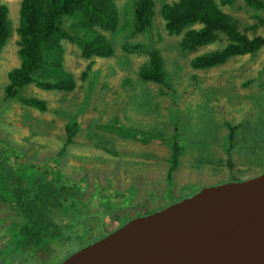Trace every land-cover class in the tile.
Listing matches in <instances>:
<instances>
[{
	"label": "rangeland",
	"instance_id": "1",
	"mask_svg": "<svg viewBox=\"0 0 264 264\" xmlns=\"http://www.w3.org/2000/svg\"><path fill=\"white\" fill-rule=\"evenodd\" d=\"M132 1H118L123 28L105 31L115 45L111 56L85 58L76 42L64 41V65L75 74L73 89L46 90L35 83L22 89L25 95L46 99L45 110L5 99L8 71L20 63L15 30L0 52V136L5 143L24 149L23 159L42 161L64 143L69 120L79 121L61 164L73 179L84 177L83 214L106 211L102 198L113 204L102 217L103 223L99 215L85 218V225L95 232L104 227L102 232L107 233L132 217L203 187L264 173V45L221 64L196 68L191 59L223 46L225 36L222 42L184 52L182 35L166 29L159 11L171 0H154L153 28L128 35L133 30ZM1 2L9 6L15 29L21 0ZM224 7L236 17L239 31L250 38L264 37V10L242 0ZM122 39L142 40L159 48L171 87L143 81L139 69L149 55L127 51ZM84 70L88 74L82 79ZM175 142L180 146L179 163L170 178ZM14 220L15 209L0 201V264H58L68 256L67 250L54 254L48 262H40L30 253L23 262L8 256L12 247L6 246L8 229ZM74 232L73 237L84 242L94 234L83 226Z\"/></svg>",
	"mask_w": 264,
	"mask_h": 264
},
{
	"label": "trees",
	"instance_id": "2",
	"mask_svg": "<svg viewBox=\"0 0 264 264\" xmlns=\"http://www.w3.org/2000/svg\"><path fill=\"white\" fill-rule=\"evenodd\" d=\"M118 1L21 0L19 23L15 29L9 15V6L1 2L0 52L15 30L20 57L19 65L8 71L5 99H15L24 106L45 110L47 100L25 95L22 91L25 86L35 83L46 90L73 89L75 74L64 65V41L76 42L85 58L111 56L115 52V45L105 31L115 32L125 25L121 22L123 17ZM238 1L171 0L164 2L159 11L166 29L170 33L182 35L180 46L184 52H192L215 41L222 42L225 36L223 46L191 59L194 67L206 68L221 64L236 54L256 52L264 45L263 36L250 38L239 31L236 17L225 9V5L232 6ZM242 1L252 8L264 10V0ZM132 3L133 30L128 35L151 30L155 1L133 0ZM122 45L129 52L146 51L149 55L148 61L139 69V77L143 81L171 87L159 48L145 44L142 40L122 39ZM87 74L84 70L81 78L85 79ZM78 122L77 119L69 120L65 126L64 143L55 154L42 161L23 159L24 149L5 143L0 136V201L9 203L15 209V220L9 225L10 239L6 246H12L8 256H17L18 261H27L30 253L38 261L48 262L56 253L67 250L71 254L75 248L79 249L108 233L102 232L104 227L96 228L95 232L92 226L85 225V218L99 215L97 217L103 223L102 217L106 211L113 209V204L105 197L102 203L107 204L106 211L83 214L84 187L81 183L84 177L73 179L61 164L77 133ZM227 124L231 126L229 122ZM233 138L234 134L231 140ZM177 144L174 143L167 174L170 178L179 163L180 146ZM152 211L147 210L144 214ZM77 226H83L87 232L92 230L93 237L86 242L75 239L73 236Z\"/></svg>",
	"mask_w": 264,
	"mask_h": 264
},
{
	"label": "water",
	"instance_id": "3",
	"mask_svg": "<svg viewBox=\"0 0 264 264\" xmlns=\"http://www.w3.org/2000/svg\"><path fill=\"white\" fill-rule=\"evenodd\" d=\"M58 264H264V173L132 217Z\"/></svg>",
	"mask_w": 264,
	"mask_h": 264
}]
</instances>
